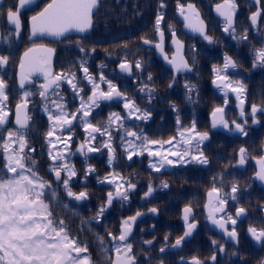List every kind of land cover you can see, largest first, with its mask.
I'll list each match as a JSON object with an SVG mask.
<instances>
[{"label":"trees","instance_id":"trees-1","mask_svg":"<svg viewBox=\"0 0 264 264\" xmlns=\"http://www.w3.org/2000/svg\"><path fill=\"white\" fill-rule=\"evenodd\" d=\"M221 1L223 0H100L92 34L86 38L70 39L66 43L70 56L60 62L59 69L62 72L71 70L77 78L78 88L82 89L77 99L71 102V86L64 79L60 84L58 91L68 99L66 108L71 113L77 111L81 99L87 102L91 95L92 87L83 79L84 73L80 67L83 63L100 86H106L105 82L99 80L100 74L103 73L107 80L119 86L127 98L134 100L140 109L151 112L150 119L141 122L126 118L127 113L120 104L100 105L89 117L94 126L103 128L111 113H121V116L125 117V128L132 131L143 130L149 139L161 143L175 137L174 141L180 144L181 151L188 146L180 141V133L190 129L193 123L198 133H208L209 139L200 146L207 157V164H165L157 172L150 167V162L155 160L146 152L133 156L132 160L127 159V154L120 146V135L123 133H117L114 130L116 126H113L112 131L115 159L111 164L108 162V150L102 147L108 139L106 136L95 134L94 147L100 148V151L91 152L89 156L77 151L86 138L79 116L73 122L71 133L67 130L60 132L63 137L72 135L69 162L77 168L83 163L90 164L94 169L87 176L85 173L88 168L77 169V176L73 179L76 186L84 185L91 194L103 195L105 190H115V186L100 183L98 185L97 182L112 175L135 185L134 189L128 191L129 199H121L120 205L123 203V208L112 209L106 215L117 218L122 212L127 217L138 211L157 209L158 217H148L142 222L141 229L132 239L135 245L156 238V244L149 252L143 250V247L134 249L140 253L138 258H197L205 264H225L218 261L235 259L237 263L229 264H260L264 255V243L256 246L248 231L250 227L259 231L264 225V216L260 213L264 206V191L256 188L250 177L252 172L249 173L248 169H234L241 148H246L250 156H260L264 145V115L259 113L257 124L251 116L253 105L264 111V62L258 59V52L264 49V15L260 24L252 28L248 24V17L254 11V6L247 0H232L235 4L237 24L235 28L225 31L227 27L224 22L216 20L212 15L213 6ZM261 1L264 9V0ZM189 2L198 7L207 22L209 30L205 37L208 39H191L181 32V24L175 12L179 6ZM158 16L163 17L159 28L156 25ZM159 30H163L169 37L175 32L186 42V56L192 67L190 75L174 77L155 59L150 49L141 46L142 40L154 41ZM81 48L85 51H80ZM93 49L95 51H92ZM226 57L230 58L236 67H229L221 75H226L228 81L233 84L239 82L244 85L242 105L237 99V93L225 88L219 80L213 83L217 75L214 69L223 68ZM125 60L133 64L132 79H123L116 71L117 66ZM137 60L142 64L139 70L134 67ZM145 85L152 89L150 102L148 93L141 91ZM186 85L194 87L190 91ZM39 91V86L33 89L32 115L22 155L26 157L25 163L28 166L35 161V170L39 176L46 181H52L50 169L53 161L48 155L49 144L46 140L50 122L44 110L45 105L50 102L41 98ZM16 99L15 97L12 107ZM51 99L56 97L51 96ZM218 107L225 111L228 128L218 129L211 123V115ZM233 122L242 124L247 134L243 135L237 131ZM8 130L16 131L12 118L0 127V137H6ZM13 148H17V145H13ZM30 149L35 151L31 152ZM192 151H197L195 141ZM5 165L6 160L0 143V177L7 179L11 173H7ZM83 179L85 184L82 183ZM163 183H167L168 187L164 188ZM230 184H235L238 191L235 193L236 200H232L228 205L233 207V210L243 207L248 213L246 220L239 224L238 248L225 245L222 238L210 231L203 222V206L207 192L216 187L223 193L228 190ZM149 185L153 187V192L145 197ZM229 191L231 192L230 188ZM64 199L63 195L56 197V200L63 202L60 210L55 201L51 202L49 211L53 214L52 218L54 222L63 220L66 226L77 228L80 224L75 217L76 213L68 212ZM186 206L194 210L195 220L200 224L198 232L190 242L183 244L179 253L159 255L161 248L172 245L182 236L184 225L181 222V212ZM72 233L80 234L77 230ZM221 246L223 251L220 250ZM213 256L215 260L212 259ZM0 264L6 262L0 261Z\"/></svg>","mask_w":264,"mask_h":264},{"label":"snow or ice","instance_id":"snow-or-ice-1","mask_svg":"<svg viewBox=\"0 0 264 264\" xmlns=\"http://www.w3.org/2000/svg\"><path fill=\"white\" fill-rule=\"evenodd\" d=\"M32 3V0H18V3L12 8H9L6 13L7 21L15 26V30L19 33L21 29L20 10L27 4ZM97 7V0H51V3L39 12L37 15L31 17V31L32 35H52L62 36L72 29L80 32L86 31L91 25V13L94 8ZM193 5H188L189 9H192ZM235 8V4L231 3V0H225L224 4L217 5V11L226 18L229 26L233 23L232 11ZM180 14L186 21L190 20L189 15L185 14L183 6H180ZM198 16V13L195 14ZM258 13H254L251 17L252 23H256V17ZM163 17L158 16L156 20L157 28L161 24ZM202 22L196 24L189 23L188 26L193 31L203 32L201 27ZM225 28V31H228ZM161 39L163 33H160ZM173 43L178 47L180 46L179 40L176 38L175 32H172ZM246 38V37H245ZM208 39V37H205ZM145 44L150 43L148 40H144ZM156 47L163 51L162 44H156ZM42 52L44 55L40 57L32 56V53ZM53 49L46 48L43 45L39 48H30L25 53L20 61L21 78L20 87H25V81L34 71H39L44 74L45 83L40 84L39 96L50 103L45 105L44 110L48 113L47 119L50 122V130L46 133V140L49 144L48 155L53 161V166L50 172L54 174L55 182L58 185H62L67 197L73 198L75 201H82L87 199L86 192L74 193L70 187V181L72 177L76 176L74 166L70 167L63 149L58 145L63 144L64 148L69 147V141L72 140V135L69 134L66 138L61 139V136H56L55 141L51 138L59 131L63 133L65 130L71 133L73 122L77 120L78 116L80 122L84 126V132L86 134L85 141L79 145L77 151L82 155L87 153L100 151V148L93 147L92 143L96 140V135L106 136L108 139L103 143L102 147L108 150L109 164L115 159L114 149L112 147V131L113 126L117 133H123L120 135L121 147H123L127 154V159L132 160L133 156L143 155L145 152L149 157H159L158 162H150V167L159 172L161 168L167 165L175 164H189L196 162L199 164H207L208 160L205 157L201 145L204 141L209 139L207 132L198 133L193 123L190 129H186L180 133L183 143L188 147L183 151L169 149V155L176 159H169L168 155L163 152L154 151L151 146L161 144L160 141L149 139L147 135L143 133V130L132 131L124 127V119L119 113L113 112L109 115L107 123L103 128L94 126L87 118L91 115V111L95 107L100 106L101 101H112L114 99L123 100V108L127 111L128 119H135L141 122H147L151 117V112L147 109H140L134 100L125 97V95L118 90L110 80H107L103 73L100 74L99 80L107 83L108 90H102L100 84L95 83L93 77L89 74L88 67L82 63L80 65L85 79L92 84L91 95L88 97L87 102L81 99V103L76 112L69 113L66 111V104L63 102L64 97L60 95L58 89L60 83L64 79L62 74H53L50 69V55L53 53ZM80 51H85L83 48ZM92 51H95L93 49ZM165 59H169L165 56ZM258 59L264 62V49L258 52ZM9 62V57L0 54V66H6ZM169 63L173 65L177 72L190 70L187 61L182 57H172ZM28 68V72L25 73V68ZM134 67L141 69L142 64L139 60L135 61ZM235 68V63L228 57L225 58L223 68L214 69L217 73L216 79L213 81L215 84L217 80L221 81L225 88L231 89L232 92L237 93V99L240 100L241 105L243 100L241 99L244 93V85L237 82L236 86H233L231 81H228L226 75H221L222 72H226L229 68ZM121 72L131 74L133 71V64L127 60L119 64ZM72 78L67 80V83L71 86L73 92L77 95L82 91L78 88L75 81V74H70ZM148 80H151L149 75ZM225 81H227L225 83ZM6 82L0 78V127H3L8 122V117L11 114L9 110H6L5 101L8 100V96L5 94ZM191 88L194 86H188ZM219 87V85H218ZM142 92H147L149 102L151 101L152 89L147 85L141 88ZM31 95L29 92L24 93V102L16 105L15 111V123L18 126L16 131H7L6 137H0V143H2L4 158L6 160V171L11 173L7 179L0 177V261H5L6 264H89L87 257L80 259L82 252H87L86 246H81L76 237H73L67 231V226L63 220L54 222L53 214L49 211V205L45 203L46 196L50 199H55L57 192L52 189V182L46 181L44 178L37 174L35 170V161L31 162V166L25 163L26 157L22 154L26 147V132L29 128L30 117L27 112L22 110L27 108V97ZM51 96H55L56 99H51ZM227 103V100H225ZM223 108H216L213 115V127L218 124L225 128L229 125L225 121L223 116ZM258 109L255 105L251 108L253 122H255V116ZM241 115H244L243 110ZM179 123V118H177ZM235 129L241 134L246 135L244 126L240 123H235ZM246 123V122H245ZM133 127H138L133 125ZM185 133L187 135L185 136ZM175 137L163 143L172 145ZM137 141L139 143H137ZM193 141H195V148L197 151H192ZM13 145H17V148H13ZM162 146V145H161ZM86 149V151H85ZM29 151L34 152L35 149ZM245 149H240L239 164L245 163ZM53 152L56 154L54 155ZM59 162V163H57ZM260 169L255 174L256 178L260 181H264V158L259 161ZM94 169L89 166L85 175L87 176ZM62 173L66 174V178L62 177ZM105 181L115 186V196L113 192L107 194L106 204L102 205L96 214L95 221L102 219L107 207H110L114 198L122 200H128V191L135 188V185L123 181L117 182L116 176L105 177ZM222 182V181H221ZM127 184V187H125ZM164 188L168 187L167 183H163ZM123 189V190H122ZM50 190V192H49ZM238 188L235 184L231 187V199L236 200ZM153 192V187L148 186L147 192L144 194L148 197ZM213 194H216L215 202L211 199ZM210 208L208 218L213 224L217 225L220 229L233 240L237 239L236 229L233 227L231 231H228L224 222H221L225 217L220 219L216 218V213H222L225 211L226 199L220 198V189L213 187L208 193ZM67 207V205H65ZM152 213H156L157 209L152 208L149 210ZM245 208L240 207L236 209L235 216L240 218L245 213ZM142 213L137 212L134 216H130L122 221L121 231L119 236H114L112 233H108L112 241L115 242L114 251L116 253V259L113 264H135V257L132 254V244L128 243L129 236L132 232V225L136 219L141 216ZM192 215L191 207L186 206L183 210V219L186 224V231L183 236L177 238L173 247L181 245L185 237L189 236L196 228L194 222H189V218ZM194 219V218H193ZM226 219L235 225L237 219L232 216H226ZM248 231L257 241L264 240V229L257 230L256 228H249ZM103 243V237L99 238ZM167 240V237H165ZM145 243L151 245L153 241H145ZM223 251V247L220 248ZM161 253L165 251V248L159 250ZM75 254V255H73ZM215 260V256L212 257ZM191 264H201V261L197 258H193Z\"/></svg>","mask_w":264,"mask_h":264},{"label":"flooded vegetation","instance_id":"flooded-vegetation-1","mask_svg":"<svg viewBox=\"0 0 264 264\" xmlns=\"http://www.w3.org/2000/svg\"><path fill=\"white\" fill-rule=\"evenodd\" d=\"M17 3H18V0H0V54L6 55L9 57L8 64L6 66H0V78L4 79L6 82V85H7L5 88V94L8 96V100L5 101L6 110H8L7 107L9 105L14 103L15 97L21 98L24 101L25 100L24 93L25 92L31 93L30 88L26 89L23 92H20L18 90V72H19V68H20L19 65H20L21 58L23 57L24 53L28 49L33 48V47H37V46H41V45L53 49L54 53H55V60L53 63V68H50L51 72L53 74H61L58 72L57 66L60 65V62H61L60 60L64 54L69 55V51L67 48L68 45L66 44L69 40H67L65 42H63V41L50 42V41L46 40L45 38H35L30 33L31 17L34 15H37L39 12H41L47 6V4L51 3V0H40L33 7H29L28 9H26L22 13H20L22 32H21V35L18 39L16 38V33H17L16 30H14L13 28H11L9 26L7 18H6L7 10L9 8H12ZM71 39H74V38H71ZM166 39H167V37H166ZM167 40H169V39H167ZM168 43H169V41L167 42V44ZM166 50H168V51L170 50V53H168L169 55L172 54V51L169 48V46L166 47ZM69 74L70 73H67V77L69 76ZM70 78H72L71 75L69 76L68 79H70ZM34 81H35V84L37 82L39 85L45 83L44 74H41ZM61 83H62V81H61ZM71 94L75 95L76 93L73 92V90H72ZM26 99H27V104H30L31 103L30 99H33L32 94L29 95ZM73 100L74 99H71V102ZM118 102H120V101H117L116 103L121 105V103H118ZM122 104H123V102H122ZM95 109H96V107L93 108L91 112L95 111ZM123 111L125 113H127V111L125 109ZM256 117H259L258 114L255 116V118ZM173 147H174L173 143H172V145L168 144L166 151L173 148ZM68 154L69 153L67 151H65V155H68ZM261 157H264V152H263L262 156L258 157L257 159H260ZM248 159H250V160L249 161L246 160V167L243 170L248 169L249 173H251L253 171V173H251V175L253 176L256 173V168L252 162V161H254L255 158L248 157ZM88 166L89 165H87V164H81L80 169L83 170V169L87 168ZM52 178H53V174H52ZM83 183H84V180H83ZM232 186H233V184H230V186H229L230 190H231ZM70 187H71L73 192L83 191V192L87 193V199L82 200V201H75L73 198H70V197H67V199H65V202L69 203L70 210L71 211L76 210L77 213H79V215H81L83 210L87 207L88 216L87 217L83 216L82 219H84L86 221V223L89 224V226H79L78 228L67 227V231L69 232V234L73 237H76L81 246L87 247V252H82L80 254V259L87 257L89 264H103V263L112 264L113 258L116 255V253L114 251V248L116 246L115 242L111 241V243H104V242L101 243V240L99 238L102 237L101 234L107 233L108 230H110L112 228H118V231H120V226L122 225V223L119 225L117 219L115 220L114 218H112L111 222L106 221V223H105L104 220L109 218L105 214L103 215L101 220H99L98 222L95 221L97 211L103 204V198H104V205L106 204L108 192L103 197V195H101V194H91L89 189L84 188L83 186L78 187V186H74V185L70 184ZM229 188L227 191H223V193L220 192L221 198L226 199L227 203L225 205L224 213L223 212L219 213L218 218L220 219L221 217H225L224 220H226V221H228L226 219V216H229V215L232 216L234 219H236L235 212H232L233 207L228 205V203L232 201V199H231L232 194L229 191ZM52 189H55L57 194H60L63 191L62 185L59 186L56 184H52ZM49 192H50V190H49ZM114 193H115V191L113 192V194ZM117 203L118 202H114L112 204L111 208H113V207L115 209H117L118 207L123 208V205H124L123 203L120 206H117L118 205ZM58 209L60 210L61 206H58ZM260 213L264 216V208L262 211H260ZM228 222H230V221H228ZM238 227H239V222H238L237 226L234 227L236 229V231H237ZM232 228H233V226H229L228 230L231 231ZM261 229H264V225H262V227H260V230ZM73 230H77L80 234L72 235L71 231H73ZM92 234H94V237ZM251 239H252V242L256 246H261L262 243H264V240L257 241L252 236V234H251ZM135 248L138 250L141 249L142 244L141 243L135 244ZM135 248H133V245H132V254L136 258V255H139L140 253L137 250H134ZM140 252H141V250H140ZM73 255H75V254H73ZM263 257H264V255H263ZM135 260H136L135 264H191V261L193 259H191V260H185V259H179V258L158 259L157 257H154L151 259L139 258V259H135ZM218 262L229 264V263H237V260L225 259V260H219ZM262 262H263V258H262L260 264H262ZM201 264H205V262L201 261Z\"/></svg>","mask_w":264,"mask_h":264},{"label":"water","instance_id":"water-1","mask_svg":"<svg viewBox=\"0 0 264 264\" xmlns=\"http://www.w3.org/2000/svg\"><path fill=\"white\" fill-rule=\"evenodd\" d=\"M38 1H40V0H32V3L25 5V6L20 10V13H22L24 10L28 9L29 7H32V6L36 5V4L38 3ZM252 1H253V2L256 4V6H257V11H256L255 13H258V15H257V17H256V23H255V24H253V23H252V20H251V17H252V15H253L254 13H253V14L250 16V18H249V23H250V25L254 27V26H257V25L259 24L263 12H262V10H261V8H260V2H259V1H258V0H252ZM221 4H224V2L221 3ZM188 5H193L194 7H193L192 9H189V8H188ZM184 10H185V14L189 15V17H190V20H189V21H186V20L184 19V17L180 14V11H178V12L176 13V15H177L179 21L183 24V28H182L183 32L186 33L188 36H190V37H192V38H203V37L207 34V32H208V26H207L206 22L203 20L200 11L197 9V7H196L194 4H187V5L184 7ZM96 11H97V7L94 8V9L92 10L91 17H90V18H91V25H90V27H89L86 31H84V32H80V31H77V30H75V29H72V30H70L69 32H67V33H65L64 35H62V36L39 35V34L36 35V36H33V35H32V31H31V22H30V33H31V35H32L33 37H35V38H45V39H47V40H49V41H61L62 39H65V38H67V37H69V36H81V37H84V36H86V35H89V34L91 33V31H92V27H93V17H94V15H95ZM197 13H198V16L195 15V14H197ZM213 15H214L217 19L224 20V21L227 23L226 18H225L223 15H221V14L217 11V5L214 7ZM232 18H233V23H232V25L229 26L228 23H227V25H228L229 27H231V28H234L235 25H236V17H235V15H234L233 12H232ZM198 22H202V23H201V27L203 28V32H202V33H201V32H197V31H193L192 28L188 26L189 23L196 24V23H198ZM8 24H9V26H10L11 28L15 29V26H14V25L10 24L9 22H8ZM161 32H162V31H161ZM161 32H159V33L157 34V38H158V43L162 44V49H163V51H161L160 49H158V48L156 47V44H158V43H148V44H145L144 41H143V42H142V45L145 46V47H150V48L155 49V50H156V58H157L158 60H160L166 68H168L169 70H171L175 76H178V75H186V74L191 73V67H190V65H189V63H188V60H187V58H186V55H185V53H186V45H185V43L182 42V41L176 36V38H177V39L179 40V42H180V46L178 47L176 44L173 43V37H172V40H171L170 46H171V48L173 49L174 53H173V55H172L171 57H168V56L166 55V53H165V39H164V32H162V33H163V38H162V39H161V35H160ZM20 33H21V29H20L19 33H16V38H17V39L19 38ZM44 47H46V46H44ZM33 48H39V46H37V47H33ZM46 48H49V47H46ZM42 55H44V53L39 52V51H37V52H35V53H32V56H34V57H40V56H42ZM23 56H24V55H23ZM165 56H167L169 59H165ZM174 56L177 57L178 59H179L180 57H182L185 61H187L190 70H185V71L177 72V71L175 70V68L173 67V65H172L171 63H169V60H170L172 57H174ZM22 58H23V57H22ZM53 61H54V51H53V53L50 55V65H53ZM118 70H119V72H120L123 76L131 77V74L121 72L120 69H119V67H118ZM24 71H25V73L28 72L27 64H26V68H25ZM41 73H42V72L34 71L33 73H31L30 76H31L32 78H36V77H38ZM20 78H21V69L19 68V72H18V86H19V89H20L21 91L24 90V89H26L27 87H30V86H33V85H34V82H33L32 80H29V79H28V80L25 81V87H24V88H21V87H20ZM116 100H119V99H114V100H112V101H116ZM101 102H103V103H107V102H111V101H101ZM15 111H16V108H15ZM23 112H27V108L22 110V114H23ZM223 116H224V111H223ZM213 119H214V118H213V116H212V118H211V121H212V122H213ZM15 120H16V117H14V126H15L16 128H18V126H17L16 123H15ZM54 137H55V136H53L51 139H53ZM244 154H245V153H244ZM240 155H241V154H240V152H239V154H238V162H237V164H236V166H235L237 169H243L244 166L246 165V163H244L243 165H240V164H239ZM259 161H260V160L254 162V164H255V166H256V168H257V172H258L259 169H260V163H259ZM254 181L257 183L258 187L264 189V181H260L259 179H257V178H256V175L254 176ZM118 199H119V198H114V200H118ZM211 199L213 200V202H215L216 194H213V197H212ZM208 205H209V197H208V194H207V196H206V205L204 206V211H205V214H206V222L208 223L210 229H211L212 231L216 232L217 234L222 235V236L225 238V240H226L227 242L232 243L234 246L238 247V245H239V236H238V234H237V239L233 240V239H231V238H230V237L224 232L223 229H220L217 225L213 224L212 221L208 218V216H209V211H210V208L208 207ZM218 214H219V213H216V214H215V215H216V218H217V215H218ZM147 215H154L155 217H157V212H156V213H152V212L142 213V215L139 216V217L136 219V221L133 223V225H132V232H131V234H130L128 240H130V239L132 238L133 234H134V227H135V225H136L138 222H140L142 219H144ZM193 215H194V213H193V211H192V215H191L190 218H189V222H190V220L193 218ZM246 217H247V214H246V212H245L244 214H242V216H241L240 218H238V220L242 221V220H244ZM182 220L184 221V219H183V211H182ZM221 222H224V223H225L226 228H228L229 225H232L230 222H226V221H224V220H222ZM195 224H196V228L192 231V233H191L189 236L185 237V239H184L182 242H187V241H189V240L192 238L193 234L198 230V223H195ZM236 225H237V223H236L235 225H232V226H236ZM185 231H186V228H185ZM154 242H155V240H153V243H152L151 245L147 244V245H146L147 248L151 247V246L154 244ZM179 249H180V246H178V247H173V246H172V247H171L169 250H167V251H176V250H179ZM115 259H116V257H115ZM115 259H114V261H115ZM263 264H264V261H263Z\"/></svg>","mask_w":264,"mask_h":264},{"label":"bare ground","instance_id":"bare-ground-1","mask_svg":"<svg viewBox=\"0 0 264 264\" xmlns=\"http://www.w3.org/2000/svg\"><path fill=\"white\" fill-rule=\"evenodd\" d=\"M224 117H225V111H224ZM246 151H245V155L246 156H248V157H252V158H255L254 160H261V158H264V157H261L260 159H257L258 157H260V156H262V154H263V152L261 153V155L260 156H250V155H248V151H247V149L246 148H244Z\"/></svg>","mask_w":264,"mask_h":264},{"label":"rangeland","instance_id":"rangeland-1","mask_svg":"<svg viewBox=\"0 0 264 264\" xmlns=\"http://www.w3.org/2000/svg\"><path fill=\"white\" fill-rule=\"evenodd\" d=\"M217 127H220V126H217ZM171 150H174V151H175V150H176V148L174 147V149H171ZM63 152H64V150H63ZM165 154H166V155H169V152H167V151H166V153H165ZM169 156H171V155H169Z\"/></svg>","mask_w":264,"mask_h":264}]
</instances>
